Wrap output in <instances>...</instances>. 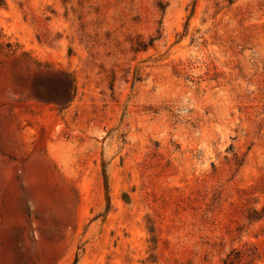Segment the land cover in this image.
I'll return each mask as SVG.
<instances>
[{
  "label": "rangeland",
  "instance_id": "374dc122",
  "mask_svg": "<svg viewBox=\"0 0 264 264\" xmlns=\"http://www.w3.org/2000/svg\"><path fill=\"white\" fill-rule=\"evenodd\" d=\"M228 255L264 264V0H0V264Z\"/></svg>",
  "mask_w": 264,
  "mask_h": 264
},
{
  "label": "trees",
  "instance_id": "16d2710c",
  "mask_svg": "<svg viewBox=\"0 0 264 264\" xmlns=\"http://www.w3.org/2000/svg\"><path fill=\"white\" fill-rule=\"evenodd\" d=\"M65 75H69L68 73H66V72H63ZM71 81V91H72V89H73V83H72V79H70ZM70 98V97H69ZM69 98H68V100H69ZM228 259H229V255L224 259V260H222V263L221 264H227V262H228Z\"/></svg>",
  "mask_w": 264,
  "mask_h": 264
}]
</instances>
